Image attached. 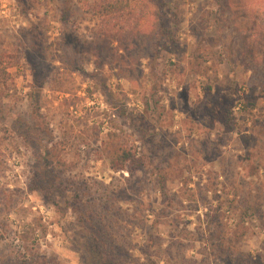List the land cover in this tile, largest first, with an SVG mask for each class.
<instances>
[{
	"label": "rangeland",
	"instance_id": "374dc122",
	"mask_svg": "<svg viewBox=\"0 0 264 264\" xmlns=\"http://www.w3.org/2000/svg\"><path fill=\"white\" fill-rule=\"evenodd\" d=\"M0 264H264V0H0Z\"/></svg>",
	"mask_w": 264,
	"mask_h": 264
},
{
	"label": "trees",
	"instance_id": "16d2710c",
	"mask_svg": "<svg viewBox=\"0 0 264 264\" xmlns=\"http://www.w3.org/2000/svg\"><path fill=\"white\" fill-rule=\"evenodd\" d=\"M131 159H132V155H131V153L126 152V153H125V156H124V161L126 162V161H129V160H131Z\"/></svg>",
	"mask_w": 264,
	"mask_h": 264
}]
</instances>
